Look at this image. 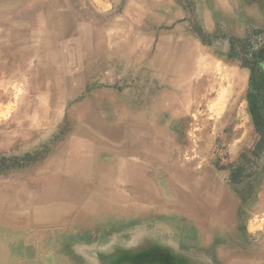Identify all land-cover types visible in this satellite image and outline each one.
<instances>
[{
	"label": "rangeland",
	"instance_id": "1",
	"mask_svg": "<svg viewBox=\"0 0 264 264\" xmlns=\"http://www.w3.org/2000/svg\"><path fill=\"white\" fill-rule=\"evenodd\" d=\"M142 30L195 38L184 84L174 83L175 42L162 63L169 83L144 85L126 69ZM261 49L264 0H0V213L18 215L0 216V264L97 232L103 246L127 244L122 234L141 219L131 210L175 194L201 224L195 212L212 208L204 190L214 187L242 209L241 264H264V148L246 97L251 71L238 58L258 61ZM249 219L256 230L247 234ZM183 250L171 264H230ZM154 258L169 264L148 247L112 263Z\"/></svg>",
	"mask_w": 264,
	"mask_h": 264
},
{
	"label": "crops",
	"instance_id": "2",
	"mask_svg": "<svg viewBox=\"0 0 264 264\" xmlns=\"http://www.w3.org/2000/svg\"><path fill=\"white\" fill-rule=\"evenodd\" d=\"M172 32L175 33H169L168 36L163 38L159 36L156 40L155 35L152 38L147 34V31L142 30L138 32L140 47L137 48V56L130 60L123 55V63H125L126 69L136 72L144 85L155 86L162 82L169 83V80L173 79L171 71L168 70L167 73H163L162 63L167 60L166 57L169 56V51L174 42L176 46L175 56L178 55L177 49L183 46L182 51L179 49V57L175 59L181 64L176 67L179 74L176 75L177 78L174 83L184 84L183 76L180 73L183 69H186V66L183 65L187 61L185 48L187 46L196 47L195 42L191 40L195 38L186 32L177 30ZM147 37L152 41L147 40ZM128 40L129 35H126L125 41ZM204 192L214 197L215 202L211 209L205 206L201 211L195 212L197 219L198 217L201 219V224L195 221L193 216L192 220L189 221L190 219L186 218L185 214L177 209L178 206L182 205V202L179 203L178 199L176 200L178 195L175 194V200L165 201L166 203H163V205L162 203H155L153 207L147 209L137 206V208L131 210L141 219H138L136 232L130 234L128 231L126 234H122V238L127 240V244H117L118 238L116 237L113 242L116 245L103 246V244L108 243L106 237L97 232L88 241L72 240L68 242L62 247V252L56 254L34 255L26 252L25 254H17L15 259L26 264H114L112 261L119 254L134 252L145 254L148 247L149 251L154 254L159 248V252L164 253L166 262L171 264L172 256L179 252V247L188 246V251L183 250L185 255L187 253L192 256L195 255L197 261L210 262L217 260L223 263L241 264L246 261V259L241 258V238L236 239L234 236L235 229L241 224L242 209L238 204L239 201L233 194L227 193L225 189H215L214 187L207 188ZM222 198L230 201L229 207H225V209L219 207ZM193 199L196 201V196ZM146 213L150 216L147 218L142 217V214ZM12 215L18 216L17 213L13 212L11 214L0 213V216L4 217ZM245 224L247 234L255 232L256 229L251 219ZM127 228L129 229V227ZM122 229L125 230L124 227ZM116 235L118 234L113 236ZM104 240L106 243L103 242ZM102 242L103 244H101ZM246 255L248 254L246 253ZM193 259L194 257L191 258V260ZM162 263V260L156 262V264ZM118 264L131 263L125 260ZM142 264L150 263L144 262Z\"/></svg>",
	"mask_w": 264,
	"mask_h": 264
},
{
	"label": "trees",
	"instance_id": "3",
	"mask_svg": "<svg viewBox=\"0 0 264 264\" xmlns=\"http://www.w3.org/2000/svg\"><path fill=\"white\" fill-rule=\"evenodd\" d=\"M243 66L250 69V77L248 80L247 101L249 111L252 117L253 126L259 139L257 147L264 148V49L256 56L258 61L254 59H246V57H238Z\"/></svg>",
	"mask_w": 264,
	"mask_h": 264
},
{
	"label": "bare ground",
	"instance_id": "4",
	"mask_svg": "<svg viewBox=\"0 0 264 264\" xmlns=\"http://www.w3.org/2000/svg\"><path fill=\"white\" fill-rule=\"evenodd\" d=\"M65 3V2H64ZM55 4V3H54ZM61 6V5H60ZM26 7V6H25ZM54 7H55V5H54ZM57 7V6H56ZM31 8V7H30ZM57 9V8H56ZM60 9V8H59ZM61 10V9H60ZM30 12V11H29ZM54 12V11H53ZM26 13V12H25ZM27 13H28V11H27ZM67 13V12H66ZM55 14V13H54ZM53 14V15H54ZM57 14V13H56ZM57 16V15H56ZM61 17H62V15H61ZM58 19V18H57ZM89 25V24H88ZM55 28H56V26H55ZM47 45V44H46ZM139 95V94H138ZM221 95V94H220ZM185 207V206H184ZM185 211V210H184ZM186 213V212H185Z\"/></svg>",
	"mask_w": 264,
	"mask_h": 264
},
{
	"label": "water",
	"instance_id": "5",
	"mask_svg": "<svg viewBox=\"0 0 264 264\" xmlns=\"http://www.w3.org/2000/svg\"><path fill=\"white\" fill-rule=\"evenodd\" d=\"M117 260V259H116Z\"/></svg>",
	"mask_w": 264,
	"mask_h": 264
}]
</instances>
